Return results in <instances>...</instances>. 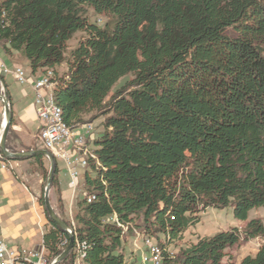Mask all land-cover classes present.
Wrapping results in <instances>:
<instances>
[{
    "label": "trees",
    "instance_id": "obj_1",
    "mask_svg": "<svg viewBox=\"0 0 264 264\" xmlns=\"http://www.w3.org/2000/svg\"><path fill=\"white\" fill-rule=\"evenodd\" d=\"M89 10L105 22L89 20ZM79 31L85 38L66 58ZM1 43L33 74L54 71L68 126L105 116L104 130L83 148L96 155L73 215L74 243L89 244L86 264H125L123 227L105 221L113 213L123 225L141 215L173 241L208 206H231L241 220L264 207V0H0ZM63 61L67 77L57 78ZM47 220L50 259L68 234ZM242 235L264 237L263 222L198 237L176 255L160 246L161 264H220ZM71 263L68 255L58 264ZM239 264H264V245Z\"/></svg>",
    "mask_w": 264,
    "mask_h": 264
},
{
    "label": "rangeland",
    "instance_id": "obj_2",
    "mask_svg": "<svg viewBox=\"0 0 264 264\" xmlns=\"http://www.w3.org/2000/svg\"><path fill=\"white\" fill-rule=\"evenodd\" d=\"M89 20L100 19L99 24H103L105 22L106 17L103 15L92 17L91 10L88 11ZM96 19V20H97ZM85 38L84 32H76L72 38L67 41L66 50H65V57L69 56L70 51L75 48L80 40ZM2 44H0V60L8 66L12 68L14 66L22 67L26 73L32 77L33 73L30 72L27 60L17 51L10 52L8 55L4 54ZM57 78H66L68 74V66L66 61H63L59 65L56 66ZM40 73V71H38ZM132 78L131 74H127L118 79V81L113 85L109 95L107 96L106 100L113 94V92L120 88L123 84H125L128 80ZM4 82L7 84L10 94L14 96H19L21 103L20 107H25L29 103L33 101V95L28 88L27 84H21L14 81L11 74H7L5 76ZM0 90H2V85L0 83ZM7 91V90H6ZM8 95V92H7ZM11 109H12V104ZM2 108V104L0 102V109ZM30 112L27 111L22 118L23 125L32 133L36 130V122L31 120ZM96 115L92 120H89V116ZM91 115H87V121L85 122H92L94 126V137L99 132L104 130L103 120L105 118L104 115H101L99 112H94ZM15 121L14 117H12ZM2 121V120H0ZM78 122L77 124H79ZM76 124V125H77ZM75 132V129H73ZM14 149V151L20 150H30V149H40L42 148V143L36 136L31 138L27 143L24 145L21 141V138L18 136L16 131L13 129L12 125L9 129L6 144ZM24 147V148H22ZM10 150V149H9ZM12 151V150H10ZM7 165L9 164L10 160H3ZM25 162V170L26 176L28 179L24 180L23 182L27 185V183H35V198L38 208L44 212V206L39 203V200L43 198L44 193V182L48 173L49 163L46 157H43L42 160L36 161L32 158L24 159ZM2 159H0V191L5 190L8 188V179L4 177V170L1 168ZM57 165L59 168V172H61L60 177L63 179L62 172L63 164L60 160L57 161ZM10 170V169H8ZM63 170V171H62ZM83 174L81 175V177ZM65 178V177H64ZM64 182V180H62ZM65 187V185H63ZM11 187V186H10ZM22 191L25 190L23 185H20ZM81 190H83V182L79 179V187L77 190L78 197L73 201L72 204V216L74 212L78 210V207L75 205L76 201H78L81 196ZM1 196V193H0ZM24 195H21L22 198ZM1 198V197H0ZM3 198V197H2ZM16 198V197H15ZM4 202H6L7 198H3ZM18 199H21L20 197ZM49 199L52 207L58 214V216L67 224L70 223L69 213H68V203L66 204L65 201L61 198V192L58 189L57 185H52L49 191ZM28 205V204H27ZM31 205V203H29ZM45 214V212H44ZM201 219L194 225H191L181 236L179 239H175L171 241L169 237L165 234L157 232L154 227H151L149 224H146L142 220L141 215L133 216V219L130 224L124 225L123 227V235L122 241L120 246V251L123 253L125 264H140V258L143 252H145V243H154L156 245L163 246V249L169 253L170 255H176L180 249L188 246L189 244L195 242L198 237L201 236H210L214 233L222 230H229L232 227H237L238 230L241 232L246 225V223L251 218H258L264 224V210L263 208H252L248 211L247 218L245 220L238 219L234 217L232 212V207H224L218 208L214 206H208L204 208L201 213ZM46 217V214H45ZM46 228L50 227L47 217H46ZM73 223L75 221L73 219ZM264 237H254V238H245L243 235L241 236L238 243L226 248L225 256L222 258L220 264H239L240 260L246 255H254L258 250L259 246L262 245V241ZM161 249V248H160ZM162 252V251H161ZM161 256V255H160ZM48 258V257H47ZM49 259V258H48ZM52 259V258H50Z\"/></svg>",
    "mask_w": 264,
    "mask_h": 264
},
{
    "label": "built area",
    "instance_id": "obj_3",
    "mask_svg": "<svg viewBox=\"0 0 264 264\" xmlns=\"http://www.w3.org/2000/svg\"><path fill=\"white\" fill-rule=\"evenodd\" d=\"M97 21L100 22V20ZM0 71L3 75L12 74L18 83L31 85L34 92L33 104L35 115L39 122L37 137L42 143V148L48 150L53 155L56 166H58V160L62 162L63 169L69 179V186L72 188V200L74 201L78 197L79 173L80 171H86L88 158L91 155H96L94 151H91V155L83 154V146H90V140L94 138L93 123L80 122L75 126H70V128L75 129V133H77L80 139V146L71 147L69 138L67 137V128L60 127V120L52 109L53 99L49 98V90H53L55 81L49 78V76L37 75L30 77L22 67L14 66L9 68L1 60ZM2 122L3 120L0 122V133L3 126ZM1 168H7L4 161L1 163ZM83 193L81 192L82 195ZM68 213L70 218L68 225L70 226L69 231H71V228L75 227L72 210L69 209ZM105 221L124 227L119 222L115 213L107 216ZM67 241H64L65 245ZM262 245H264V240L262 241ZM145 247V252L142 253L140 258V264H160V255H162L160 247L154 243H145ZM69 255H72V249ZM50 261L51 259H48L46 256L43 243L37 249L12 247L4 239L0 238V264H48ZM71 264H79L73 255Z\"/></svg>",
    "mask_w": 264,
    "mask_h": 264
},
{
    "label": "crops",
    "instance_id": "obj_4",
    "mask_svg": "<svg viewBox=\"0 0 264 264\" xmlns=\"http://www.w3.org/2000/svg\"><path fill=\"white\" fill-rule=\"evenodd\" d=\"M0 75L3 77L4 81L7 74L3 75L0 71ZM37 75H39L38 72L33 74L32 77ZM13 79L16 81L14 77ZM27 85L33 95V101L25 107H20V97L18 95L14 96L10 94L8 87L6 88L12 103V117L15 119V121L12 122V127L21 138L24 145H27V142L36 136L39 126L33 104L34 92L31 85ZM27 108L28 112L31 113V120L36 122V130L32 133L22 123V118L24 117ZM2 112L3 107L0 109V120H3ZM23 161L24 159L10 160L9 164H6L7 168H3L6 169L3 174L4 177L8 179L9 185L7 189L0 191V238L4 239L9 246L12 247L37 249L42 244V236L45 230L44 227L46 228L47 221L44 212L38 208L36 203L34 195L36 186L35 183L31 182L26 185L23 182L28 179L26 176L25 162ZM60 174L61 172H59L58 168V172L56 174V185L61 192V198L66 204L68 203L67 210H69L73 204L72 188L69 186V179L66 172H62L63 179L60 177ZM82 177L80 176V181L82 180ZM62 180H64V182ZM20 185L25 187L24 191L21 190ZM63 185H65V187ZM21 195H24V198H22ZM2 197L7 198L6 202H4ZM19 197L21 199H18ZM29 203H31V205H29Z\"/></svg>",
    "mask_w": 264,
    "mask_h": 264
},
{
    "label": "water",
    "instance_id": "obj_5",
    "mask_svg": "<svg viewBox=\"0 0 264 264\" xmlns=\"http://www.w3.org/2000/svg\"><path fill=\"white\" fill-rule=\"evenodd\" d=\"M0 83L2 85V90H0V102L3 107V126L0 133V153L7 160H20V159H28L32 155L39 154L47 158L49 163L48 173L44 182V193H43V206L44 210L47 214V217L50 221H52L57 228L61 231L66 232L68 234L67 244L63 247L61 252L54 256L48 264H58L61 261L65 260L72 247L74 242V235L72 231H69L70 226L64 222L56 213L54 208L52 207L49 199V191L53 185V180L56 172V162L54 160L53 155L46 149H30V150H20V151H10L6 146V139L9 132V129L12 125V109L10 105V101L7 95L6 86L4 81L0 78Z\"/></svg>",
    "mask_w": 264,
    "mask_h": 264
},
{
    "label": "bare ground",
    "instance_id": "obj_6",
    "mask_svg": "<svg viewBox=\"0 0 264 264\" xmlns=\"http://www.w3.org/2000/svg\"><path fill=\"white\" fill-rule=\"evenodd\" d=\"M97 20H100V19H97ZM39 75L40 76H49V78H52V80L55 81V87H56L58 80L54 78V71L52 69H48V70L44 71L43 73H39ZM55 87H53V90H49V98L53 99V102H52L53 112L56 113V117L59 118V120H60V127L67 128V137L69 138L70 146L71 147H78V146H80V139H79L77 133H75L73 131L74 128H70V126H68L66 124V122L63 120L62 110H61L60 106L56 103V100L54 97ZM2 125H3V122H2ZM84 147L85 146H83V148ZM86 147L89 148V146H86ZM0 155H1V153H0ZM86 166H87V163H86ZM82 173H83V171H80L79 178L82 175ZM90 199H94V196L93 195L90 196ZM71 231H72V228H71ZM88 248H89V244L85 240H81V241H78L77 243L73 244L72 255L76 257L77 263L86 264L84 261V258L86 256ZM160 264H161V256H160Z\"/></svg>",
    "mask_w": 264,
    "mask_h": 264
}]
</instances>
